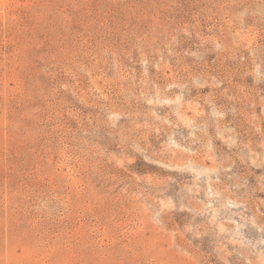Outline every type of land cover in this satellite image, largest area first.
<instances>
[{"label": "rangeland", "instance_id": "obj_1", "mask_svg": "<svg viewBox=\"0 0 264 264\" xmlns=\"http://www.w3.org/2000/svg\"><path fill=\"white\" fill-rule=\"evenodd\" d=\"M0 264H264V0H0Z\"/></svg>", "mask_w": 264, "mask_h": 264}]
</instances>
